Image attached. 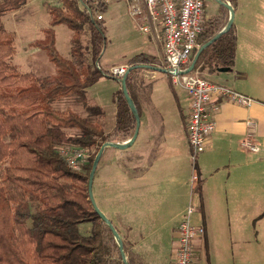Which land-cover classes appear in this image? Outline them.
<instances>
[{"label":"trees","instance_id":"1","mask_svg":"<svg viewBox=\"0 0 264 264\" xmlns=\"http://www.w3.org/2000/svg\"><path fill=\"white\" fill-rule=\"evenodd\" d=\"M223 1L237 10L239 0ZM28 2L0 0V166L5 171L0 179V264H126L113 232L90 199L89 177L97 153L74 169L61 150L69 147L71 152L84 153L108 142L124 143L135 133L136 117L122 90L116 93V125L109 133L77 111L54 106L70 97L88 104L87 90L105 76L96 67L107 43L103 20H93L77 0L48 6L52 25H66L74 32L76 62L59 53L55 32L48 29L37 47L46 52L56 74L38 78L8 61L16 53L15 34L3 24L6 13L18 11ZM220 9V15L204 22L198 37L201 46L227 26L229 10L224 5ZM106 10L107 6L99 9ZM86 27L91 33L90 59L82 49ZM236 45L232 26L202 51L194 71L232 66ZM149 63L143 54L128 60L130 68ZM126 83L128 87V80ZM84 223L91 224V234L81 233ZM128 264H135L131 257Z\"/></svg>","mask_w":264,"mask_h":264},{"label":"crops","instance_id":"2","mask_svg":"<svg viewBox=\"0 0 264 264\" xmlns=\"http://www.w3.org/2000/svg\"><path fill=\"white\" fill-rule=\"evenodd\" d=\"M235 15L237 45L233 65L199 72L210 82L232 88L255 103L247 108L217 100L220 108L211 115L216 129L198 157L196 184L191 182L188 142L190 99L171 80L168 84L159 83L167 75L162 68V39L150 34L151 47L145 46L156 59L155 65H125L129 67L127 88L140 118L139 132L131 146L108 147L102 154L103 158L107 150H114L106 163L108 210L102 213L113 225L117 221L122 227L118 233L123 244L142 263L174 264L178 227L193 202L196 212L192 221L206 230L196 242L197 264H245L233 218L237 220L239 202L255 199V164L264 167V0L244 4L239 0ZM206 16H210L207 10ZM138 19L144 25L145 21ZM144 69H149L141 71L146 72L148 82L143 77L133 78L134 72L141 74ZM103 78L106 77L87 90V94H92L89 99L93 106L101 108L103 104L100 99L95 101L94 94ZM113 81L121 85L117 78ZM249 118L257 123L255 140L259 153L245 151L240 145ZM162 250L166 252L161 254Z\"/></svg>","mask_w":264,"mask_h":264},{"label":"rangeland","instance_id":"3","mask_svg":"<svg viewBox=\"0 0 264 264\" xmlns=\"http://www.w3.org/2000/svg\"><path fill=\"white\" fill-rule=\"evenodd\" d=\"M248 1L250 0H241V3L244 4ZM205 2L207 13L210 14L209 18L220 15L221 4L218 0H205ZM52 5H61L60 0H29L28 4L22 9L16 12L6 13L3 16L5 28L15 34L16 53L8 61L16 65L21 72H32L38 78L50 77L56 74V67L49 60L46 52L37 47V42L44 39L45 31L48 29H52L55 32L56 47L59 53L64 58L76 62V58L72 52L74 32L66 25H52V16L47 10V7ZM141 26L142 22L138 18H133L129 15L126 0H110L107 10L104 12L102 22L107 43L103 48L99 62L96 63V67L99 66L105 72L104 77H106L96 86L98 91L94 94V97L96 96L95 101L100 99L103 107L93 106L92 100L89 99V97H92V94L86 93L88 104H85L77 97H70L55 102V108L61 110L70 108L85 118L100 124L105 133L111 132L116 125L117 109L115 97L116 93L122 88L121 85L113 81L114 76L110 74L111 69L116 66L128 65V60L137 54H143L146 58L150 59V63L146 65H155L154 63L156 62V59L149 55L152 52H148V49L145 48V46L151 47L149 43L151 41V35L142 32L140 30ZM81 41L83 53L87 59H90L91 33L88 27L82 33ZM157 42L160 45V41L158 40ZM148 70H140L141 74L137 71L134 72L133 78L143 77L147 81L145 73ZM193 72H198L201 76L207 77L205 74L199 72V70ZM169 81L170 77L167 74L163 76V79L159 83L168 84ZM99 151L100 149H94L90 152L85 151L83 153L84 160H88L89 156L94 153L98 154ZM113 151L109 149L103 158L101 156L96 170L97 174L95 173L93 180L92 195L93 199L96 197L94 202L101 212L102 210H108V177L106 176L108 167L106 163L109 155ZM191 168L193 173V165ZM4 172V165H1L0 179L4 175ZM102 178L104 179V185L100 187ZM102 201L104 202L103 204ZM233 221L238 226V232H236L235 236L237 237L239 245L242 247L241 253L245 264H251V259L254 260L253 264H264V167L262 165L255 164V199L253 201L239 202L237 204V220L234 217ZM114 226L118 232L122 230V227L118 225L117 221H115ZM91 229L90 223L80 225L82 234H91ZM172 247L170 250H172ZM126 251L127 262L128 257H131L135 264H142L133 253H128L127 248ZM160 252L164 254L166 251L162 250Z\"/></svg>","mask_w":264,"mask_h":264},{"label":"built area","instance_id":"4","mask_svg":"<svg viewBox=\"0 0 264 264\" xmlns=\"http://www.w3.org/2000/svg\"><path fill=\"white\" fill-rule=\"evenodd\" d=\"M126 1L130 16L145 21L141 31L162 39L164 49L162 68L169 75L172 85L186 91L190 99L188 142L193 165L191 182L196 184L199 180L196 171L198 157L205 150L207 138L216 129V123L211 115L220 108L217 100H228L247 108H251L255 101L232 88L210 82L198 72H184L191 64L195 51L201 46L198 37L207 19L205 0ZM77 2L80 9L93 20L101 21L104 19V13L99 9L101 6H108L110 0H77ZM128 72L129 67L122 65L112 68L110 74L120 81ZM246 125L247 133L241 141V148L250 153H259L260 147L255 140L257 123L249 118L246 120ZM61 153L72 168H80L84 160L83 152L74 153L69 147H64ZM195 212L196 206L190 202L178 227L174 264H197L196 242L205 235L206 230L203 226L193 223L192 217Z\"/></svg>","mask_w":264,"mask_h":264},{"label":"water","instance_id":"5","mask_svg":"<svg viewBox=\"0 0 264 264\" xmlns=\"http://www.w3.org/2000/svg\"><path fill=\"white\" fill-rule=\"evenodd\" d=\"M220 2L221 5H224L228 10H229V13H230V17H229V21H228V24L227 26L220 32L218 33V35H216L211 41H209L208 43L200 46V48L198 49L195 57L193 58L190 66L188 67V69H186L184 72L185 73H189V72H192L194 71L195 69V66H196V63L198 61V58L200 56V54L202 53V51L207 48L211 43H213L214 41H216L222 34L228 32L233 24H234V20H235V10L234 8L231 6V4L227 3V2H224L223 0H218ZM126 79H127V75L125 77H123L122 79H120V82H121V90L123 92V95L131 109V111L134 113L135 117H136V129H135V133L133 135V137L130 139V141L126 142V143H114V142H108V143H105L104 145H102V147L100 148V151L99 153L97 154L96 156V159L94 161V164H93V167H92V170H91V173H90V177H89V184H88V189H89V194H90V199L93 203V206H94V209L96 211V213L101 217V219L109 226V228L111 229V231L113 232V235H114V238L120 248V251H121V254H122V257H123V260L126 264H128L127 262V258H126V255H125V251H124V244H123V241L120 237V234L118 233V231L116 230V228L114 227V225L112 224V222L99 210V208L97 207V205L95 204L94 202V199H93V195H92V186H93V180H94V177H95V173H96V170H97V166H98V163L101 159V156L104 152V150L108 147H113V148H116V149H125L129 146H131L135 139L137 138V135H138V132H139V125H140V118H139V114H138V111H137V108L129 94V91H128V88H127V84H126Z\"/></svg>","mask_w":264,"mask_h":264}]
</instances>
